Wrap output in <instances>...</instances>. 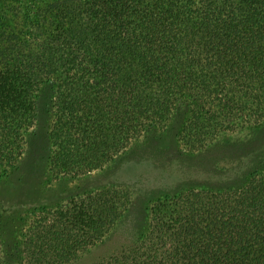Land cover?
<instances>
[{"label": "trees", "instance_id": "trees-1", "mask_svg": "<svg viewBox=\"0 0 264 264\" xmlns=\"http://www.w3.org/2000/svg\"><path fill=\"white\" fill-rule=\"evenodd\" d=\"M43 85L56 175L101 169L179 114L182 147L205 149L264 121V0H0V179L27 149ZM130 203L113 184L39 206L18 257L0 234V264H68ZM96 264H264V161L241 185L154 199L146 227Z\"/></svg>", "mask_w": 264, "mask_h": 264}, {"label": "rangeland", "instance_id": "rangeland-1", "mask_svg": "<svg viewBox=\"0 0 264 264\" xmlns=\"http://www.w3.org/2000/svg\"><path fill=\"white\" fill-rule=\"evenodd\" d=\"M53 98L51 85H43L37 94L36 120L27 133V149L9 175L0 179V234L4 250L13 258L19 256L23 218L39 206L56 207L72 196L113 184L129 190L131 203L123 218L102 241L68 263L96 264L146 227L154 199L191 186L241 185L264 161V121L191 151L178 140L179 114L167 127L145 131L101 169L56 175L49 166Z\"/></svg>", "mask_w": 264, "mask_h": 264}]
</instances>
